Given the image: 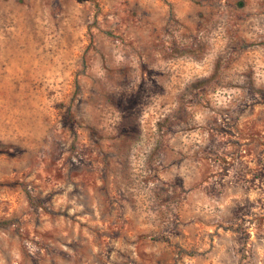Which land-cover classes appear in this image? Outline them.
I'll return each mask as SVG.
<instances>
[{"label":"rangeland","instance_id":"rangeland-1","mask_svg":"<svg viewBox=\"0 0 264 264\" xmlns=\"http://www.w3.org/2000/svg\"><path fill=\"white\" fill-rule=\"evenodd\" d=\"M0 264H264V0H0Z\"/></svg>","mask_w":264,"mask_h":264}]
</instances>
